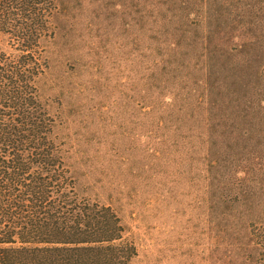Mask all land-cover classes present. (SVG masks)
<instances>
[{"label": "rangeland", "instance_id": "374dc122", "mask_svg": "<svg viewBox=\"0 0 264 264\" xmlns=\"http://www.w3.org/2000/svg\"><path fill=\"white\" fill-rule=\"evenodd\" d=\"M58 8L44 97L81 194L118 213L132 264H261L247 242L264 212V0L227 4L214 60L198 5Z\"/></svg>", "mask_w": 264, "mask_h": 264}, {"label": "trees", "instance_id": "16d2710c", "mask_svg": "<svg viewBox=\"0 0 264 264\" xmlns=\"http://www.w3.org/2000/svg\"><path fill=\"white\" fill-rule=\"evenodd\" d=\"M230 1L242 0H179L184 11L203 10L200 56L226 55L223 9ZM59 4L0 0V264H132L137 247L118 213L81 194L62 123L44 97ZM259 173L263 208L264 158ZM245 198L242 204L251 202ZM247 244L264 264V212Z\"/></svg>", "mask_w": 264, "mask_h": 264}]
</instances>
